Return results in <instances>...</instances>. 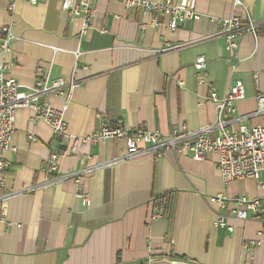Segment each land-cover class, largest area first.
I'll use <instances>...</instances> for the list:
<instances>
[{
    "label": "crops",
    "instance_id": "0c3cea01",
    "mask_svg": "<svg viewBox=\"0 0 264 264\" xmlns=\"http://www.w3.org/2000/svg\"><path fill=\"white\" fill-rule=\"evenodd\" d=\"M61 1L32 6L18 0L10 11L12 0H0V75L14 78L22 92L40 79H74L70 99L45 95L37 104L62 111L69 133L81 139L49 173L44 165L61 138L34 109L16 111L15 151L6 153L10 166L0 189V199H8L0 264H264L261 220L249 213L247 221H236L210 201L218 195L263 198L259 182L225 185L213 154L196 161L170 150L154 160L147 150L119 159L122 142L91 140L102 126L118 125L194 140L216 124L213 90L224 98L238 81L246 98L229 128L264 126V116L256 115L264 93V0H242L238 7L236 0H170L200 16L175 31L164 26V15L156 27L153 16L144 18L121 1L94 0L84 34V19L71 18ZM248 12L259 24L257 35L240 40L241 61L230 64L217 21L247 20ZM5 27L14 39L8 52L2 49ZM169 47L177 48L164 52ZM200 56L207 65L198 75ZM158 209L163 216L156 219ZM218 215L228 217L234 232L214 228Z\"/></svg>",
    "mask_w": 264,
    "mask_h": 264
},
{
    "label": "built area",
    "instance_id": "2783aa9c",
    "mask_svg": "<svg viewBox=\"0 0 264 264\" xmlns=\"http://www.w3.org/2000/svg\"><path fill=\"white\" fill-rule=\"evenodd\" d=\"M12 0L9 10L13 11L15 3ZM32 6H37L43 0H26ZM94 0H62L61 8L70 14L71 18L82 17L84 25L81 33L84 34L90 28V18L94 14L92 9ZM121 1L125 6L134 11H140L142 16H153L152 25L160 27L158 16L164 15L168 22L164 25L169 30L175 31L178 25L186 21H197L199 14L190 8H181L172 1L149 2L146 0H116ZM235 6H243L242 0H236ZM218 37L225 41V48L230 54L228 62L233 64V60L240 62L239 57L240 40L248 35H257L259 24L256 23L250 13H247V20H242L238 16L223 18L217 21ZM147 24H142L146 28ZM2 49L8 52L13 37L9 28L5 27ZM177 47H169L165 51L175 50ZM207 59L200 56L197 58L194 68L198 75L204 71ZM233 66V65H232ZM234 67V66H233ZM3 70H5L3 68ZM35 85L28 91H20L21 86L12 77L5 78L0 75V189L6 184V171L10 166V161L6 158V153L15 151L12 145V138L15 131V113L21 108L34 109L36 117L46 121L54 133L61 138V147L58 151L50 154L49 159L44 165V169L49 173H55L59 169L62 159L77 149L80 140L68 131L67 123L64 121V113L52 108L49 104L38 105L39 98L45 95L70 99L73 90L77 86L74 79L66 81L59 78L54 81H35ZM246 98V90L242 81H238L232 86L224 98H220L216 90H213L211 100L217 101L218 113L217 121L214 126L203 129L198 133L194 140L189 139L188 135H179L173 131L167 136L159 132H151L146 129H133L128 125H118L115 127L102 126L92 141L98 142L112 139L122 142L125 145L124 155L119 159H134L136 156L150 150L152 158L157 160L164 156L168 151H173L178 155L191 157L196 161H204L209 155H216L217 168L220 177L225 185L240 179H252L259 182L264 189V126L239 124L232 131L229 128L230 117L236 115L237 103ZM258 108L256 115L264 116V93L257 97ZM149 147V148H148ZM85 203L86 196L84 197ZM211 203L218 204L221 209H229L236 221H247L249 213L261 220L264 224V197L250 198L244 195L228 198L225 195H218L210 199ZM8 199H0V221L7 216ZM161 210V209H160ZM156 212L154 218H161L162 211ZM228 217L218 215L213 222L216 229H226L234 232L235 227L230 225ZM257 246L262 245V241H257Z\"/></svg>",
    "mask_w": 264,
    "mask_h": 264
},
{
    "label": "trees",
    "instance_id": "16d2710c",
    "mask_svg": "<svg viewBox=\"0 0 264 264\" xmlns=\"http://www.w3.org/2000/svg\"><path fill=\"white\" fill-rule=\"evenodd\" d=\"M162 203L164 204L165 202H162ZM164 206H165V210H166V209H167V207H166L167 205H166V204H164Z\"/></svg>",
    "mask_w": 264,
    "mask_h": 264
}]
</instances>
